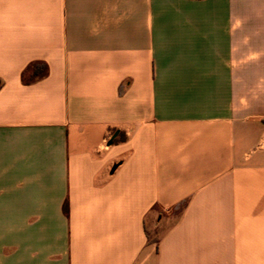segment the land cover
Masks as SVG:
<instances>
[{
	"label": "crops",
	"instance_id": "crops-1",
	"mask_svg": "<svg viewBox=\"0 0 264 264\" xmlns=\"http://www.w3.org/2000/svg\"><path fill=\"white\" fill-rule=\"evenodd\" d=\"M0 264H264V0H0Z\"/></svg>",
	"mask_w": 264,
	"mask_h": 264
},
{
	"label": "trees",
	"instance_id": "trees-1",
	"mask_svg": "<svg viewBox=\"0 0 264 264\" xmlns=\"http://www.w3.org/2000/svg\"><path fill=\"white\" fill-rule=\"evenodd\" d=\"M32 73L33 75L31 76V78L28 79V81L32 80L35 75L40 73V71H38L37 69H34Z\"/></svg>",
	"mask_w": 264,
	"mask_h": 264
},
{
	"label": "water",
	"instance_id": "water-1",
	"mask_svg": "<svg viewBox=\"0 0 264 264\" xmlns=\"http://www.w3.org/2000/svg\"><path fill=\"white\" fill-rule=\"evenodd\" d=\"M115 169V168H114Z\"/></svg>",
	"mask_w": 264,
	"mask_h": 264
}]
</instances>
